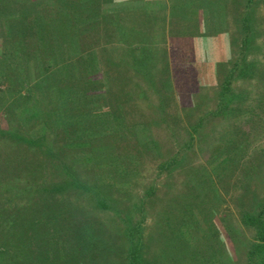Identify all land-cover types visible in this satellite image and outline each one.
Segmentation results:
<instances>
[{
    "label": "rangeland",
    "instance_id": "obj_1",
    "mask_svg": "<svg viewBox=\"0 0 264 264\" xmlns=\"http://www.w3.org/2000/svg\"><path fill=\"white\" fill-rule=\"evenodd\" d=\"M44 1L2 2L0 76L8 62H16L8 56L14 55L7 49L9 32L29 37L28 32L22 35L27 29L19 24L7 26L9 11L28 13L33 19ZM101 12L105 16L98 26L103 27V41L93 46L97 61H123H110L114 67L129 66L124 63L127 60L130 75L141 78L147 91L145 96L133 91L126 120L122 119L126 132L118 129L114 116H108L101 120L106 134L97 133L95 149L82 145L81 151L71 149L62 155L74 158L73 164L86 171H90L85 165L88 157L110 161L120 156L145 162L130 176L131 184L120 180L118 184L115 178L113 182L103 169L96 175L90 171L92 183L95 177L99 181L97 192L115 189L114 201L95 207L84 199L87 208H83L107 218L118 237L117 247L123 245L126 254L131 244L122 233L124 224L140 227L136 264H264V249H260L264 239L256 226L264 209V0H102ZM86 35L80 34L82 42ZM47 46V41L41 45ZM32 59L40 58L34 54ZM144 61L149 76L140 74L139 63ZM48 63L51 66V60ZM99 69L95 77L101 83L111 80L101 65ZM124 72L116 67V77ZM114 85L113 81L107 88L100 85L87 93L105 92ZM118 89L111 94L115 102L91 110L123 108ZM2 90L6 93H0V128L7 130L13 124L30 136L43 133L42 125L31 119L33 106L38 107L42 97L33 92L28 101L32 108L23 110L18 105L11 114L5 105L19 92ZM52 121L57 124L56 117ZM55 128L50 131L57 132ZM76 130L67 138L64 134L63 142L57 134L49 135L51 146L58 150L65 141L77 146L82 139L71 134ZM121 134L125 138L120 139ZM1 143L0 201L5 203L6 189L22 186L20 177L14 180L13 176L28 172L42 180L49 170L40 152L33 153L31 159L36 162L29 164V158L16 148L18 143L6 138ZM42 203L35 204L42 208L41 215H47ZM29 209L32 213L33 206ZM114 220L120 222L114 224ZM113 259L120 264L118 255L113 253Z\"/></svg>",
    "mask_w": 264,
    "mask_h": 264
},
{
    "label": "trees",
    "instance_id": "obj_2",
    "mask_svg": "<svg viewBox=\"0 0 264 264\" xmlns=\"http://www.w3.org/2000/svg\"><path fill=\"white\" fill-rule=\"evenodd\" d=\"M3 1H9L13 5L19 0H0L1 11L5 9ZM101 3L102 0H45L40 3L38 9L36 8L37 14L33 19V15L26 13L25 16H21V13H15L14 9L9 11V17L6 18L8 27H16L17 23L27 29L22 35L28 32L29 37L24 39L20 34L9 32L7 49H11L14 55H7L10 60L16 62L13 64L8 62L11 67L8 66L5 74H1L0 77H3L2 87L17 91L21 96L11 100L10 104L6 103L5 108L9 106L11 114L18 105L19 109L23 110L32 108L28 101L31 100L33 92H36L43 101L41 100L38 107L32 105L34 116H31V119L42 125L45 131L30 136L24 133L21 126L12 124L10 129L0 128V145L2 146L4 138L18 143L19 146L16 148L24 158H29V164L36 162L35 158L31 159L33 153L40 152L45 156L43 160L46 161L49 172L42 180L28 172L13 176L14 180L20 177L22 186L18 190L13 189L14 185L6 189L5 203L0 201V264H117L113 262V253L114 256L120 257V264H136L139 257L141 246L139 226L124 224L122 233L130 238L131 244L126 254L125 250H121L123 245L117 247L118 237H115L105 221L107 218L89 214L88 210L84 209L87 207L82 201L87 199L88 203L94 204L95 207L109 203L108 199L114 201L111 194L115 189L109 187L108 192H102L101 187V191L97 192L99 181L95 177L92 183L88 177L90 171L96 175L98 169H103L105 175L108 173L113 178V182L115 178L118 184L126 182L131 184L130 176L139 171L145 161L125 158L124 160L128 162L125 164L122 163L124 160L120 156L110 161L88 157L85 165L90 171H86L81 170V166L73 164L74 158L62 155L65 152L70 154L71 149L81 151L79 149L82 145H86L89 150L95 149L97 133L106 134V123L101 125V120L108 116H114V120L118 121V129L126 132L125 109L128 102L132 101L133 91L137 89L138 94L143 96L147 91L141 78L130 75V64L127 60L124 63L129 66L114 67H110L113 64L110 61L114 63L123 61L100 59L97 61V47L93 46L103 41V27L98 26L101 18L105 16L101 12ZM82 32L87 34L84 42L80 38ZM50 39L55 43L50 42ZM45 41L48 46L42 48L41 45ZM109 49L112 50L109 53L110 57H113L114 47ZM34 54L40 59L33 60ZM50 60L51 66H46ZM145 62L139 63L142 67L139 71L140 74L149 76ZM99 65L104 75L112 76L111 80L107 78L101 83L100 79L95 77L100 71ZM116 67H123L125 74L120 73L119 77H116ZM113 81L114 89L87 93L89 89L94 90L100 85L107 88ZM2 87L0 86V89ZM116 87L120 90L119 101L125 105L123 108L112 105V110L101 109L95 112L91 110L93 107L98 108L99 105L105 106V102H113L111 94L117 91ZM0 93L6 92L2 90ZM64 96L67 97L66 100L61 101ZM53 117H56L57 124L52 121ZM46 118L48 122L45 121ZM53 127H56L57 132L50 131ZM73 129L77 130L71 134L75 133L82 139L80 144L74 146L65 141L58 150L51 146L49 135L57 134L58 141L63 142L64 134L67 138V134ZM120 137L125 138L123 134ZM93 141L94 145L90 144ZM1 184L2 180L0 191H3ZM83 192H88L90 196H85ZM91 192H94V195H91ZM37 200L44 202L40 207L47 208L45 209L47 215H41L42 208L35 204ZM80 200L81 202H78ZM32 206L31 213L29 207ZM258 220L259 223L256 225L258 233L264 239V209L259 212ZM118 222L120 220H114V224ZM114 247L115 250L117 248L115 252ZM260 249H264V246H260Z\"/></svg>",
    "mask_w": 264,
    "mask_h": 264
}]
</instances>
